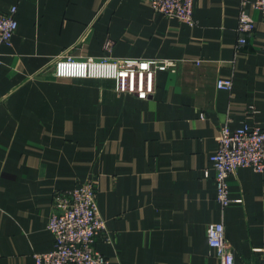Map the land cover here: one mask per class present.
Listing matches in <instances>:
<instances>
[{
	"label": "crops",
	"instance_id": "1",
	"mask_svg": "<svg viewBox=\"0 0 264 264\" xmlns=\"http://www.w3.org/2000/svg\"><path fill=\"white\" fill-rule=\"evenodd\" d=\"M240 4L194 0L188 26L146 0H0L17 20L0 46V264L51 250L52 195L86 179L105 221L94 248L111 264H215L211 222L223 223L236 262L264 261V171L240 167L221 207L208 162L221 126L264 127V15ZM241 6L251 34L236 31ZM61 54L171 59L176 69L137 99L109 79L55 77Z\"/></svg>",
	"mask_w": 264,
	"mask_h": 264
},
{
	"label": "built area",
	"instance_id": "2",
	"mask_svg": "<svg viewBox=\"0 0 264 264\" xmlns=\"http://www.w3.org/2000/svg\"><path fill=\"white\" fill-rule=\"evenodd\" d=\"M146 1L155 12L166 17H175L188 26L195 24L194 0ZM247 2L264 15V0H240V5ZM242 7L236 31L240 35L251 34L255 24ZM15 14V5L6 11H0V46L9 44L15 33ZM245 40V37L240 36L237 44H243ZM175 69V61L155 57L76 58L61 54L53 62V74L57 78L109 79L113 81L116 92L130 94L137 99H146L154 93L157 72H173ZM215 86L230 91L232 79L219 77ZM208 162L214 169L215 199L224 207L232 201L227 187L230 176L240 167H250L256 172L264 171V127L242 125L230 129L226 125L221 126L217 135V148L209 156ZM46 228L54 238V246L49 251L34 253V264H111L107 257L94 248L97 237L105 231V221L97 210L96 187L92 179L79 182L71 189L53 193ZM205 234L208 246L215 251V264H252L235 261L231 247L225 239L222 222L207 223ZM104 238L110 239L106 233Z\"/></svg>",
	"mask_w": 264,
	"mask_h": 264
}]
</instances>
